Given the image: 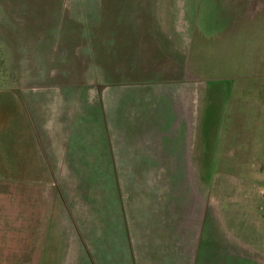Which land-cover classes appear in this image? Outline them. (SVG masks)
<instances>
[{"label":"crops","instance_id":"1","mask_svg":"<svg viewBox=\"0 0 264 264\" xmlns=\"http://www.w3.org/2000/svg\"><path fill=\"white\" fill-rule=\"evenodd\" d=\"M99 5L81 92L0 31V264H264V0Z\"/></svg>","mask_w":264,"mask_h":264},{"label":"rangeland","instance_id":"2","mask_svg":"<svg viewBox=\"0 0 264 264\" xmlns=\"http://www.w3.org/2000/svg\"><path fill=\"white\" fill-rule=\"evenodd\" d=\"M99 7L102 11L99 0H0V31L11 35L18 29L20 36L32 33L36 48L38 44L50 46L49 70L52 86L67 85L69 92H81L86 87H91L93 50L95 46L101 48L105 39L98 22L95 25L93 20V13H98ZM1 70L2 86H7L6 81L10 85V67ZM38 73L42 74L41 69L28 70L20 67L21 84L26 86L30 81L33 83ZM28 75H32L31 80L27 78ZM57 80H60V84ZM34 85L35 83L32 84ZM22 86L20 85V89ZM120 198L124 201L125 193L119 195V201ZM157 200V191L153 188L144 199V206L150 209L147 211L149 216L151 209L156 207ZM122 254L123 247L120 244L116 247V255L121 258Z\"/></svg>","mask_w":264,"mask_h":264}]
</instances>
